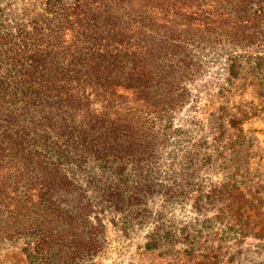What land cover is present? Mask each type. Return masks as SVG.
<instances>
[{"label":"trees","instance_id":"1","mask_svg":"<svg viewBox=\"0 0 264 264\" xmlns=\"http://www.w3.org/2000/svg\"><path fill=\"white\" fill-rule=\"evenodd\" d=\"M53 6L20 44L7 34L0 39V240L27 239L30 264L73 263L94 244L86 237L91 203L64 169L72 151L81 162L139 156L147 147L143 125L165 117L181 78L196 72L193 47H239L264 37V0ZM34 104L47 107L45 116ZM86 104L99 112L89 129V116H77ZM108 188L106 199L124 202L119 185Z\"/></svg>","mask_w":264,"mask_h":264},{"label":"rangeland","instance_id":"2","mask_svg":"<svg viewBox=\"0 0 264 264\" xmlns=\"http://www.w3.org/2000/svg\"><path fill=\"white\" fill-rule=\"evenodd\" d=\"M51 2L73 0H0V39L18 45L36 34ZM243 45L193 47L196 72L181 78L167 115L143 125L139 156L81 162L63 145L74 154L67 176L91 203L94 243L66 264H264V37ZM33 107L45 116L44 104ZM77 111L89 116L86 129L99 113L91 104ZM118 185L124 202L116 205L104 193ZM55 198L68 207L65 194ZM27 245L1 239L0 264H30Z\"/></svg>","mask_w":264,"mask_h":264}]
</instances>
